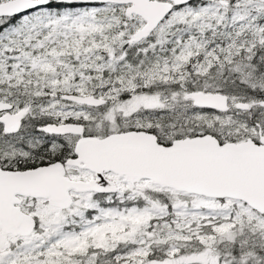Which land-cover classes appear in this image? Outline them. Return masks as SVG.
Returning a JSON list of instances; mask_svg holds the SVG:
<instances>
[{"label":"snow or ice","instance_id":"1","mask_svg":"<svg viewBox=\"0 0 264 264\" xmlns=\"http://www.w3.org/2000/svg\"><path fill=\"white\" fill-rule=\"evenodd\" d=\"M0 264H264V0H0Z\"/></svg>","mask_w":264,"mask_h":264},{"label":"trees","instance_id":"2","mask_svg":"<svg viewBox=\"0 0 264 264\" xmlns=\"http://www.w3.org/2000/svg\"><path fill=\"white\" fill-rule=\"evenodd\" d=\"M49 7H51L52 5H48ZM57 7H60V5H56ZM66 7H82V6H87V5H82V4H71V5H64ZM26 14V13H25ZM17 19L19 18V16L16 17Z\"/></svg>","mask_w":264,"mask_h":264},{"label":"water","instance_id":"3","mask_svg":"<svg viewBox=\"0 0 264 264\" xmlns=\"http://www.w3.org/2000/svg\"><path fill=\"white\" fill-rule=\"evenodd\" d=\"M35 9H30V10H27V11H34ZM25 13H27V12H24V13H20V14H18V16L19 15H22V14H25Z\"/></svg>","mask_w":264,"mask_h":264},{"label":"rangeland","instance_id":"4","mask_svg":"<svg viewBox=\"0 0 264 264\" xmlns=\"http://www.w3.org/2000/svg\"><path fill=\"white\" fill-rule=\"evenodd\" d=\"M27 14V13H26ZM23 15H25V14H23Z\"/></svg>","mask_w":264,"mask_h":264},{"label":"bare ground","instance_id":"5","mask_svg":"<svg viewBox=\"0 0 264 264\" xmlns=\"http://www.w3.org/2000/svg\"><path fill=\"white\" fill-rule=\"evenodd\" d=\"M23 15V14H22Z\"/></svg>","mask_w":264,"mask_h":264}]
</instances>
